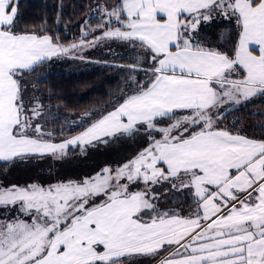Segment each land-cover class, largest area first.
Segmentation results:
<instances>
[{
    "label": "snow or ice",
    "instance_id": "snow-or-ice-1",
    "mask_svg": "<svg viewBox=\"0 0 264 264\" xmlns=\"http://www.w3.org/2000/svg\"><path fill=\"white\" fill-rule=\"evenodd\" d=\"M19 3L0 0V176L37 173L0 180V264H264V136L224 124L264 96V0H96L68 45L46 22L20 29ZM217 21L228 46L207 37ZM111 42L138 52L126 87L57 135L25 75ZM118 143L132 150L53 182Z\"/></svg>",
    "mask_w": 264,
    "mask_h": 264
},
{
    "label": "trees",
    "instance_id": "trees-1",
    "mask_svg": "<svg viewBox=\"0 0 264 264\" xmlns=\"http://www.w3.org/2000/svg\"><path fill=\"white\" fill-rule=\"evenodd\" d=\"M100 2L114 3V0ZM95 3L96 0H20L18 27L30 29L46 22V27L51 30L49 34L58 35L65 45L79 42L83 38L81 25L89 19ZM97 20L98 17L91 19L92 28H95ZM209 28L208 39L214 28L219 36L211 38L215 37L213 43L221 41L228 46L233 31L231 25L217 21ZM80 55L76 53L75 56L45 61L24 77L28 98L35 97L45 105L46 127L57 135L61 127L65 128L63 135H68L69 130L80 131L75 125L84 118L87 109H103L126 87L130 75L126 66L136 60L138 52L119 42H111L110 46L102 44L86 48L82 53L84 59H80ZM139 75L143 78V73ZM251 113H264V96H258L241 110L233 111L224 124L231 126L235 122L236 130H243L245 134L257 138L264 136V115ZM99 166L93 165L92 171ZM0 180L20 183L6 175L0 176Z\"/></svg>",
    "mask_w": 264,
    "mask_h": 264
},
{
    "label": "crops",
    "instance_id": "crops-1",
    "mask_svg": "<svg viewBox=\"0 0 264 264\" xmlns=\"http://www.w3.org/2000/svg\"><path fill=\"white\" fill-rule=\"evenodd\" d=\"M256 98H258V96L251 98V100H254ZM112 149H116L117 150L116 152H118V155H119V152L121 154L122 151H124L123 153L130 152L132 150V146H131V144H123V145H121L119 143L113 144L107 148L101 147L99 150L91 151L89 156H87V157H79L76 159H70V160L64 162L63 164H61V166L62 167L63 166H69V167H72L73 169L67 170L68 172L67 171L64 172V175H62V176H76V175H79V174H82L85 172H92V166H91L92 165V159H93L92 156H94V155H102V156L105 155V156H107L109 154V151ZM85 163L87 166L90 164V166H88L87 170H83V168L80 169V167H82V165H84ZM103 163H104V161H102L100 163V165H102ZM57 168L52 170L53 182L55 179V174L58 171ZM36 173H37V170L35 168L28 167L25 165H19V166L10 168V170L5 175L11 176V178H15V179L19 180L20 183H23L25 181H29L31 178H34ZM42 175L44 177H47L49 175L47 169H45L43 171Z\"/></svg>",
    "mask_w": 264,
    "mask_h": 264
},
{
    "label": "rangeland",
    "instance_id": "rangeland-1",
    "mask_svg": "<svg viewBox=\"0 0 264 264\" xmlns=\"http://www.w3.org/2000/svg\"><path fill=\"white\" fill-rule=\"evenodd\" d=\"M225 22H222V24H224ZM212 27V26H211ZM205 31H206V33L207 34H209V31H210V28L208 27V28H206L205 29ZM221 33H222V31H220ZM219 36L218 34H217V30H215L214 28H213V32L211 33V36H210V38H209V40H213V39H211L213 36ZM208 37V36H207ZM217 44H221V45H224L223 44V42H221V41H219V43H217ZM112 151V152H111ZM117 150L116 149H112V150H110L109 151V154L107 155V156H102V155H94V156H92L93 157V159H92V165L91 166H93V165H95V164H100L102 161H106V160H111V159H114V158H117L119 155H121L124 151H122L121 152V154H120V152H119V155H118V152H116ZM124 154V153H123ZM95 164H94V163ZM88 166H90V164L88 165ZM88 166L86 165V163L84 164V165H82V167H80V169H82L83 168V170H87V168H88ZM58 168V171H59V173L61 174V175H64V172H66L67 170H69V169H73L72 167H69V166H61V165H58L57 166ZM86 169H85V168ZM33 171V170H32ZM68 172V171H67ZM34 173V172H33ZM179 202L180 203H185V197H179ZM190 203V202H189ZM170 206H175L174 204L173 205H170ZM185 207H186V209H187V205H185ZM135 259H139V258H135ZM135 259L134 260H130V261H128V264H135Z\"/></svg>",
    "mask_w": 264,
    "mask_h": 264
}]
</instances>
